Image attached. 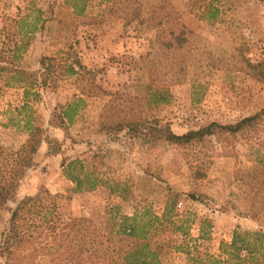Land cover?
Returning a JSON list of instances; mask_svg holds the SVG:
<instances>
[{
	"label": "rangeland",
	"instance_id": "rangeland-1",
	"mask_svg": "<svg viewBox=\"0 0 264 264\" xmlns=\"http://www.w3.org/2000/svg\"><path fill=\"white\" fill-rule=\"evenodd\" d=\"M159 1L137 0L139 18L124 26L109 13L110 0H0L2 65L38 74L43 57L54 59L56 72L77 58L95 85L114 93L92 96L87 82L62 76L25 97L0 74V146L18 152L29 139L26 122L43 130L33 167L0 210V242L16 204L41 188L61 195L64 218L91 221L104 235L116 231L108 221L116 213L162 218L170 210L134 264H227L224 245L235 230L264 234V118L237 135L184 147L100 130L102 113L129 100L146 121L176 135L233 125L264 109V81L248 67L264 68V0H168L187 32V71L168 85V102L157 104L148 74L158 53L150 23ZM75 100L82 103L73 123L61 126L59 113ZM64 160L81 165L63 170ZM70 176H78L77 187ZM97 177L104 182L91 186ZM61 252L32 264H66Z\"/></svg>",
	"mask_w": 264,
	"mask_h": 264
},
{
	"label": "trees",
	"instance_id": "trees-1",
	"mask_svg": "<svg viewBox=\"0 0 264 264\" xmlns=\"http://www.w3.org/2000/svg\"><path fill=\"white\" fill-rule=\"evenodd\" d=\"M209 5V4H208ZM210 19L215 18L217 10L211 12ZM82 9L78 11V15ZM109 13L125 21L124 26L137 21L140 15V6L137 0H110ZM200 18H204L202 15ZM155 30L154 41L157 46L156 65L149 70V96L158 103L168 102V85L172 80L180 81L187 71V32L178 21V15L168 2L160 0L153 20L150 23ZM14 57L18 58L17 50ZM64 59V65L54 67V59L43 57L40 60L41 71L32 74L25 70L6 67L0 57V74H6L16 85L24 90V96L29 95L30 89L55 84L58 77H74L76 82H87L92 96H113L114 93L100 89L94 82V73L87 70L82 63L73 58ZM254 72V77L264 81V68L261 64L248 65ZM40 80V82H39ZM160 84H164L161 85ZM162 90V92H160ZM81 100L68 103L58 115L61 126L73 123ZM130 106L109 108L101 115L100 130L106 133H120L126 131L131 137L146 140L152 143L162 141L176 147L190 146L203 143L211 137L237 135L264 118V109L251 117L241 119L233 125L210 123L198 130L189 131L182 135L174 134L167 125H160L157 120L146 121L141 115L137 100H129ZM25 106H22L23 109ZM107 108V107H106ZM29 139L18 152L10 151L0 146V210L15 197L16 190L27 170L34 165V156L42 143L43 130L39 127H30L26 122ZM81 165L79 161L64 160L63 170ZM202 177V175H200ZM71 177V176H70ZM200 177V178H201ZM76 187L80 184L78 176L71 177ZM98 184L102 179H94ZM97 182V183H96ZM117 186V185H116ZM61 195H52L48 190L41 188L33 196L21 199L11 211L7 229L0 242V258L6 264H32L38 256L50 255L62 250L61 258L65 257L66 264H134V258L140 255L142 248L149 246L150 232L159 227V223L169 211L163 213L162 218L150 213L142 216L134 213L132 216L116 213L110 218L116 231L110 229L104 235L91 221L64 218L60 211ZM190 199L197 200L190 195ZM175 201L171 203V212ZM147 216V221L143 217ZM113 226V227H114ZM226 249L227 264L257 263L255 257L259 254L264 262V234L235 230ZM137 259V258H136ZM140 263L145 261L138 260Z\"/></svg>",
	"mask_w": 264,
	"mask_h": 264
}]
</instances>
